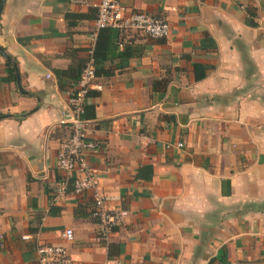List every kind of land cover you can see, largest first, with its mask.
I'll return each mask as SVG.
<instances>
[{
  "label": "crops",
  "instance_id": "0c3cea01",
  "mask_svg": "<svg viewBox=\"0 0 264 264\" xmlns=\"http://www.w3.org/2000/svg\"><path fill=\"white\" fill-rule=\"evenodd\" d=\"M98 1L2 5L0 264H38L42 243L73 264H264V0H120L169 31L124 33L136 53L107 60L85 99L84 158L106 207L127 211L106 240L92 191L56 166Z\"/></svg>",
  "mask_w": 264,
  "mask_h": 264
},
{
  "label": "built area",
  "instance_id": "2783aa9c",
  "mask_svg": "<svg viewBox=\"0 0 264 264\" xmlns=\"http://www.w3.org/2000/svg\"><path fill=\"white\" fill-rule=\"evenodd\" d=\"M74 4H86L89 0H69ZM95 27L93 34L96 38L101 27H112L121 33L130 31L143 32L152 38H162L168 34L169 23L160 16L146 12H130L125 9L120 0H99L96 4ZM121 45V44H120ZM94 46V45H93ZM92 46V48H93ZM90 50V56H91ZM88 57L76 86L71 90L68 98L69 114L66 122L70 124L71 133L59 143L56 166L61 172L76 173L72 177L73 192L82 194L92 191L93 208L91 215L96 218L101 237L106 240L114 228L124 220L126 210H109L105 205L103 193L98 188V180L94 171L87 164L84 153L97 147V143L90 139L87 133V120L82 117L85 99L90 90H100V84L92 85L96 78L92 58ZM94 86V87H93ZM181 146V143H177ZM62 236L66 241L73 238V231L65 229ZM38 264H73L66 248L61 244H39L36 248ZM105 264H112L107 261ZM231 264H241L233 261Z\"/></svg>",
  "mask_w": 264,
  "mask_h": 264
},
{
  "label": "trees",
  "instance_id": "16d2710c",
  "mask_svg": "<svg viewBox=\"0 0 264 264\" xmlns=\"http://www.w3.org/2000/svg\"><path fill=\"white\" fill-rule=\"evenodd\" d=\"M0 2H1V0H0ZM247 13H248V16L250 17V20H251L250 24L256 25L255 22L253 21V19H251V18L255 17L254 9L248 8ZM124 36H125L124 33H121L116 28L101 27L98 29L97 35H96V38L94 41V46L92 48L91 56H90L92 58V64L94 67L95 77H98L101 75L107 76V75H111L113 73V71H111L109 69H105L104 63L107 60H112L114 57L123 58V57H127V56H132L136 53L135 50H131V48H133V47H132L131 43H129L130 39H127L124 43L122 42V39ZM120 44H122L121 48H120ZM5 56L7 57L6 63L11 67L10 70L11 71L14 70L15 67L13 64H11L10 57L6 54H5ZM87 60H88V58L85 59L83 65L81 67V70L79 71V73L77 75H70L68 77L70 80H72L71 81V83H72L71 87L74 86L77 83V81L79 80L80 74H81L83 68L85 67ZM200 66L201 65H197V64H195V66H194L195 70H196V78H200L202 76H205V72L203 70H202L201 74H197V70L202 68V67L199 68ZM91 91H94V90H90L88 92L87 96L90 95ZM93 111H94V109H93L92 105H84V111H83L82 117L85 119L88 118L90 115H93ZM68 126L70 128V124ZM70 133H71V128L69 131V135H70ZM90 214H91V212H90Z\"/></svg>",
  "mask_w": 264,
  "mask_h": 264
},
{
  "label": "water",
  "instance_id": "95a60500",
  "mask_svg": "<svg viewBox=\"0 0 264 264\" xmlns=\"http://www.w3.org/2000/svg\"><path fill=\"white\" fill-rule=\"evenodd\" d=\"M4 1L5 0H1V2H0V11H1V8H2V5H3Z\"/></svg>",
  "mask_w": 264,
  "mask_h": 264
}]
</instances>
